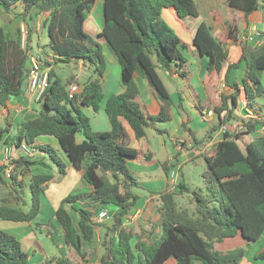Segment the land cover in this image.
<instances>
[{"label": "trees", "instance_id": "trees-1", "mask_svg": "<svg viewBox=\"0 0 264 264\" xmlns=\"http://www.w3.org/2000/svg\"><path fill=\"white\" fill-rule=\"evenodd\" d=\"M226 1L233 10L243 12L247 20L250 15L261 13L264 21V0ZM95 3L96 0H0V10L5 12L21 5L23 12L18 18L28 26L23 48L20 28L8 35L0 24L1 106L23 92L34 35L29 20L41 14L45 15L41 29L48 37L46 47L56 57L55 64L82 62L97 75L83 85L81 93L72 95L69 87L75 78L63 80L51 69L50 87L39 102L38 117L20 123L16 134L5 140L7 147L18 151L26 144L45 158L19 153L10 180L5 176V166H0V183L9 189L7 196L0 197V221L34 222L41 212L45 189L55 179V175L45 170L54 165L63 177L72 166L83 173L93 190L88 198L66 197L55 217L62 227L66 247L80 257L79 264H88L84 246L97 237L96 214L92 209L98 204L118 209L113 223L104 226L100 264H165L172 258L176 264H240L245 258L244 248L222 252L216 250L215 243L237 236L257 242L264 235V135L244 147L238 142L243 134H252L259 126H264V105L259 106L257 102V98L264 95L260 89L264 44L260 47L245 45L238 62L228 67L226 77L230 70L239 68L243 62L246 64L242 83L231 85L235 93L223 94L221 103L214 108L220 118L219 126L227 124L229 114L238 107L239 96L245 99V109L253 111L260 119L245 120V129L238 133L226 131L224 140L216 145L215 154L204 155L203 180L209 196L195 192L197 216L179 210L176 193L165 191L160 193L159 218L151 222L150 227H140L136 232L126 224L139 200L133 188L140 187L129 167V159L139 155L131 145L129 130L140 141L147 137L149 128L159 130L160 123L171 121L165 109L157 115L145 114L137 102L140 91L136 77H143L161 101L172 105L171 94L159 70L177 74L187 83L191 73L188 59L181 51L186 45L162 20V11L173 9L179 19L198 18L200 13L195 0H105V24L95 40L84 29ZM101 42H107L117 57L124 90L106 101L105 112L111 130L94 132L82 107L98 111L105 99L102 79L107 62ZM193 46L200 56L207 58L209 73L222 71L229 52L205 22L199 25ZM43 136L56 138L65 155L50 144L39 143L38 139ZM163 166L168 172L167 164ZM84 198L91 205H86ZM138 236L145 240H136ZM56 262L71 264L67 257L58 258ZM0 264H29V254L19 239L1 228Z\"/></svg>", "mask_w": 264, "mask_h": 264}, {"label": "crops", "instance_id": "crops-1", "mask_svg": "<svg viewBox=\"0 0 264 264\" xmlns=\"http://www.w3.org/2000/svg\"><path fill=\"white\" fill-rule=\"evenodd\" d=\"M155 1L156 0H153V2ZM196 4L200 13V16L198 18L179 19L173 9L167 8L162 11V20L174 29L176 34L179 36L181 42L186 45V47L181 48V51L183 52L184 56L188 59V69L191 73V79L187 83L183 79L179 78L177 74L171 75L167 74L162 70H159L160 76L171 94L173 104L167 105L166 103L161 101L158 98L156 91L149 86L148 82L143 77H136V83L140 91L139 96L137 97V102L140 104L145 114L148 116L157 115L163 109H165L167 113L171 115V121L169 123L176 125V127L172 133L173 138H171L168 134V129L163 128L162 130H159L160 132L166 134L169 138L173 140L174 152L173 154L170 153L166 161L164 160L165 162H163V165L167 164L168 172L164 169V166H162L161 160L156 159L155 161L154 154L152 151H150V146H146V150H144L143 139L140 141L136 140L131 130H129V134L131 136V145L139 151V155L137 158L129 159V167L130 169L133 167L138 168L139 166L137 164L139 162L148 161L149 163H147L143 168L146 169V171L153 168L154 172L155 170H159L160 168H162L164 172L163 179L159 180L156 178L154 181L152 180V184L160 183L161 185H165L167 188L166 191L171 192H174V183H176L177 178V174L175 171L172 170V166L175 162H177V158L182 152L187 153L190 151L192 157L202 156L204 158V155L212 156L215 154L216 145L224 140L225 132L228 131L229 133H237V126L242 125L245 120H248V112L245 109V99L243 96H239L238 107L232 113L229 114V118L225 126H219L220 118L215 112V116L209 118L207 121H204L202 118L201 123L203 122L204 124H206V127L202 131H195L191 127V116H197L199 118L200 115L201 118L203 113H206L211 109L215 111L214 108L221 103V97L223 94L228 96L233 95L235 93V90L231 88V85H233L234 83H242L246 68V64L244 62L240 65L239 68L230 70L228 77H226V73L228 67L237 63L240 59L243 47L245 45L252 47H260L264 44V21L261 13L250 15L247 20L243 12L230 8L226 0H200V2H196ZM104 9L105 0H96L95 6L93 10L88 14L84 25L85 32L95 40H98L99 34L104 28ZM14 10H16L17 13L21 14L23 12V7L21 5H17L12 9V11ZM1 11L3 10L1 9L0 12ZM44 18L45 15L41 14L35 17L33 20H29L32 29L33 27H35V20L37 21L34 35L36 34L39 38L38 50L35 53L33 50H31L32 55H37L39 53L52 55V52L46 47L48 44V37L41 29V24ZM203 22H205L212 28L213 34L224 43L226 49L229 52V59L225 63L220 73H209L207 71V58L200 56L193 46V39L195 37L197 29L199 25ZM3 26L7 31L6 25L3 24ZM16 26L19 25L16 24ZM17 28L19 27H14L13 31H16ZM255 29L257 32L254 33L253 30ZM13 31L11 30L10 34L7 32L8 35H11V32ZM250 36L253 37L252 41L248 40ZM45 37L47 39L45 42H43L42 40ZM100 44L103 48L107 62V69L102 79V89L105 99L100 105L98 111L87 107H82V110L83 112H86L91 118V127L94 132H107L111 130V123L105 112L106 101L111 96L122 93L124 88L122 85L121 69L119 63L117 62L116 55L113 53L110 45L107 42H101ZM59 64L60 63L55 64L53 66V69L57 76V69ZM72 64L75 63H71L69 65ZM111 65L113 66L112 71ZM76 66L78 67V69H80V71L84 70L85 68L82 62H79L78 64H76ZM73 77L75 78V82H77L78 85L80 84L79 86L81 87V91L83 89V85L87 81L96 79L95 77H91L86 82L80 83L79 73H77L76 76L70 75L67 78ZM75 82L73 84H75ZM25 85L23 87V92L20 96L11 97L6 106L0 105V166H5V156L3 150L5 147H7L5 146V140L7 139V137L16 134L18 125L20 123L37 118L39 115V110L41 109V103L37 102L35 96L28 89V82H26ZM200 108H202V110H200ZM198 118L196 120L197 123L199 122ZM200 132H204V135L202 137L198 136ZM262 135H264V126H259L257 130L253 133L251 139H248L245 142V145ZM79 140H82V136L79 137ZM38 141L39 143L50 144L54 148L60 149L62 151L58 140L54 137L43 136L40 137ZM62 154H64V152ZM18 156H20V154L19 152H16L15 157L18 158ZM39 157L45 158L44 155L39 152H36L35 158ZM147 157H149L150 160L147 159ZM135 171L138 170L136 169ZM172 172L175 173L174 177H172L171 175ZM82 174L83 173L81 171H77L71 166L69 167L65 179L70 178L71 176L82 179ZM184 183L185 182H182L181 184ZM86 184L87 192L84 195L81 194L82 196H89L93 190L87 182ZM6 191L8 194V187L6 188ZM138 196L139 198H142L141 195ZM158 196H160V194H151V196L144 198L145 201L142 205H140L141 201L137 202V205L134 209L138 211L135 215H137L136 218H138L139 223L141 224V226L139 227L144 226V222L140 221L139 219L141 214L140 212L142 210L145 211L148 207L149 209L147 212L148 214H151L150 209L153 206V200ZM43 204L44 203L42 200V207ZM107 207L109 206H103L98 204L95 205L94 210L95 212H99L101 210H105L106 212H108V217L104 220V223L107 225H111L114 221V214L118 211V209L115 208L114 210H112ZM52 214V223L54 227L53 229L61 234V238L64 243L63 230L55 217V209L53 210ZM4 222L6 221H0V224L4 225V228L2 229L11 234H14L12 232L14 226ZM126 224L130 225L128 223V220H126ZM131 226L133 227V225ZM46 232L47 238L52 239V232H50L49 230H46ZM136 232L138 231L136 230ZM21 233L22 232H20V234ZM26 233L24 234V238H19V240L21 241V243H23V240L28 239V254L31 250H34V252L41 251L43 257L42 261L45 262H48L51 257L58 259V252L65 257L69 256L65 252H62L60 248H58V250L56 251L52 247H44L42 242L35 238V234L33 235L29 231H27ZM41 233H43V230L41 231ZM240 238L243 237L237 236L235 238L225 239L223 242L215 243V248L216 250L222 252L233 250L236 248H244L245 258L241 261L240 264H264V252H251L249 249L248 242L242 241V243H240ZM135 239L145 240V238L140 236L136 237ZM259 242L264 244V235ZM64 248L70 252L73 251L72 249L67 248L65 243ZM262 259L263 261L261 262L260 260ZM29 264H33L32 255L30 254ZM95 264L100 263L97 262ZM165 264H176V261L172 258L169 259Z\"/></svg>", "mask_w": 264, "mask_h": 264}, {"label": "rangeland", "instance_id": "rangeland-1", "mask_svg": "<svg viewBox=\"0 0 264 264\" xmlns=\"http://www.w3.org/2000/svg\"><path fill=\"white\" fill-rule=\"evenodd\" d=\"M195 2L199 3L200 0H195ZM18 11V10H17ZM19 13L16 12V10L14 11H7L5 12L4 10L0 12V24L6 25L7 28V32L10 34V31L14 29V27H19V28H23L26 29L27 27V23L25 21H23L22 19H19ZM193 20V19H192ZM36 20H35V27H33V32H35L36 30ZM19 25V26H16ZM46 37L42 40L43 42L46 41ZM38 42H39V38L38 36L35 34L33 36V40H32V50L35 52H37L38 50ZM32 54V52H31ZM118 62V60H117ZM119 63V62H118ZM85 68L84 70L78 69V67L76 66V64H72V65H65L64 63H60L58 66V76L60 78H63V80L67 79L68 76L73 75L76 76L77 73L80 74V83L86 82L87 80H89L91 77H95L97 78V75L94 73V70L92 69V67L90 68L89 65H84ZM113 70V66L111 65V71ZM75 84H77V82H75ZM80 85V84H79ZM26 86V85H25ZM261 91L264 92V72L262 74V84L260 86ZM257 102L259 106H263L264 105V95L261 97L257 98ZM102 104V102H101ZM100 104V105H101ZM87 116L88 114L86 112H84ZM88 118L91 120V118L88 116ZM197 116H191L192 119V123H191V127L193 130H197V131H202L205 127L206 124H204L203 122L201 123L202 117L200 118L199 115V122L197 123ZM176 125L171 124L169 122L167 123H160L158 125V129L162 130L163 128L168 129V134L170 135L171 138H173L172 133L173 130L175 129ZM159 130H157L156 128H149L147 130V137L145 139H143V145H144V150H146V146H150V151L153 152L154 157H155V161L157 160H161L162 166H163V162L166 161V159L168 158V155L170 153L173 154L174 152V146H173V140L171 138H169L166 134L160 132ZM204 135V132H200L199 133V137H202ZM253 133L252 134H243L239 139L238 142L239 144L244 147L245 142L248 139H251ZM191 152H182L178 158H177V162L174 163V165L172 166V170L176 172L177 174V178H176V183H174V192L176 193V201L178 204V209L179 210H184L187 211L191 216L196 217L197 213H196V208H197V202L195 200V192L203 195L204 197H208L209 196V192L207 190V187L204 183L203 180V172L206 169V162L205 159L202 156H195L192 157L191 156ZM165 160V161H164ZM149 163L148 161L146 162H139L137 165L139 166L138 168H131V172L138 178V180L140 181V187H136L133 188V192L137 195H141L142 198H139L138 202L141 201V204H143V202L145 201L144 198L151 196V194H155L158 195L160 193H163L166 191V186L165 185H161L160 183H153L152 184V180L154 181L156 178L157 179H163L164 177V172L162 170V168H160L159 170H155L153 172V168L149 169L146 171V169H143L145 167V165ZM138 171H135V170ZM51 172L53 175H55V179L46 187L45 189V194L43 196V207H42V211L41 213L38 215V217L35 219V221L33 223H15V222H4L7 223L9 225H13V233L15 234L16 238H24V234L29 231L31 232L33 235L35 234V238H37L38 240H40L42 242V244L44 245V247L46 246V248L52 247L54 250H58V248H60V250L62 252H65L66 254H68L69 256H67V258H71V264H79V260L81 261L80 257L78 256V254L73 250L72 252L66 250L64 248V243L62 241L61 238V234L59 232H56L53 228V210L55 209V212L59 209L61 203L65 200L66 197L70 196V195H84L86 194V181L82 178H76L71 176L70 178L65 179V176L61 177L58 169L56 166L51 165V169L49 170H45V172ZM74 175V174H72ZM141 175V177H140ZM65 179V180H64ZM182 182H185L184 184H181ZM178 183V184H177ZM186 184V186H185ZM186 187L185 189L181 188V187ZM7 186L3 185L0 183V197H5L7 196V191H6ZM88 198V196H85ZM86 199V205H91L90 201ZM83 199V201H84ZM27 201L29 202V205H31V201H30V196L27 195ZM154 203L153 206L151 207L150 211L151 214H148V207L146 208V210H142L140 213V221L144 222V226L143 227H150L151 222L156 221L159 216V208L162 205V201L160 196L154 198ZM211 207H213V205H211ZM109 209L114 210L115 207L114 206H109L107 207ZM25 211L28 210V207L24 208ZM94 209H92L93 211ZM95 212V211H94ZM138 211L136 209H133L129 215L128 223L130 225H133L134 229L139 231L141 224L139 223L138 218H136L137 215H135ZM95 214L97 215V213L95 212ZM95 215V216H96ZM75 220H77V216L74 215ZM139 217V216H138ZM157 217V218H156ZM59 223V222H58ZM60 224V223H59ZM107 225L104 222H100L97 223L96 226V230H97V237L96 239L91 242L88 243L84 246V250L86 253V257L88 260V264H92V263H97L100 260L101 255L104 252L103 249V237L104 234L106 232L104 226ZM141 227V228H143ZM0 228H4L3 224H0ZM3 230V229H2ZM43 230V233H41V231ZM46 230H49L50 232H52V236L53 238L49 239L47 238V232ZM19 231V232H18ZM20 232H22L20 234ZM13 234V235H14ZM27 234V233H26ZM241 240L239 241L240 243H242V241L248 242L249 244V249L250 251H258L264 252V244H262L261 242L257 241V242H252V241H248L245 240L244 238H240ZM27 240L25 239L23 240L21 243L22 244V248L28 253L27 251ZM20 241V240H19ZM233 241V240H232ZM21 242V241H20ZM64 253V254H65ZM71 253V254H70ZM30 255H32V263L33 264H57L56 259L51 257V259L53 260L52 262H45L42 261L43 257H42V252L41 251H37L34 252V250H31L29 252ZM57 256L59 258H63L65 256L61 255L59 252L57 253ZM83 261V260H82ZM261 262L263 261L260 260ZM42 262V263H41ZM264 263V262H263Z\"/></svg>", "mask_w": 264, "mask_h": 264}, {"label": "built area", "instance_id": "built-area-1", "mask_svg": "<svg viewBox=\"0 0 264 264\" xmlns=\"http://www.w3.org/2000/svg\"><path fill=\"white\" fill-rule=\"evenodd\" d=\"M22 33V42L23 48L26 45V41L28 38V26L26 29L20 28ZM254 33L257 32L256 29L253 30ZM248 40L252 41L253 37H249ZM56 57L51 54H30V67L29 74L27 78L28 89L35 96L37 102L43 101L48 89L50 87V71L55 65ZM81 93V87L78 84H73L70 86V94H79ZM246 107V102H245ZM248 119H260V117L251 110H247ZM215 116V111L213 109L203 113L202 118L204 121H207L209 118ZM244 125L237 126V133L244 130ZM4 156H5V176L8 180L11 179L12 173L15 169V153L19 152L22 155L34 157L36 151L26 144H23L21 148L17 151L14 147H5L4 148ZM172 177L175 176V173L172 172ZM108 217V212L105 210H101L97 212V215L94 217V222L97 223L104 222V220ZM129 216L127 217V219Z\"/></svg>", "mask_w": 264, "mask_h": 264}]
</instances>
